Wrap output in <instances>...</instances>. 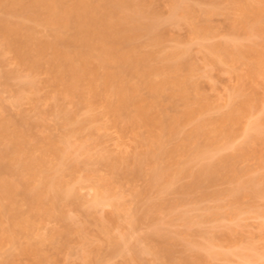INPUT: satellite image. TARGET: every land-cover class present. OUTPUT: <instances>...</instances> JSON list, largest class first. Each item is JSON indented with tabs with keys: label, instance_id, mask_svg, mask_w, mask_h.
Returning <instances> with one entry per match:
<instances>
[{
	"label": "rangeland",
	"instance_id": "rangeland-1",
	"mask_svg": "<svg viewBox=\"0 0 264 264\" xmlns=\"http://www.w3.org/2000/svg\"><path fill=\"white\" fill-rule=\"evenodd\" d=\"M22 1L0 0V20L23 24L35 42L55 44L58 37L75 35L73 27L60 33L46 10ZM136 1L128 8L130 14L138 10ZM142 2L155 12L152 19L142 20L155 24L156 35L142 33L131 44L157 59L177 53L182 71L191 70L180 74L189 75L195 87L191 100L200 98L207 107L173 140H166L168 149L182 147L202 120H210L208 129L224 126L230 138L218 137L208 145L210 151L184 147L185 155L182 150L174 159L178 170L172 168L177 171L170 176L181 174L183 166L185 175L174 178L170 188L164 179L156 186L152 165L137 174V159L147 151L145 140L151 131L158 133L156 129L134 126L101 97L90 100L86 82L70 90L69 69L59 51L51 48L42 56L21 57L17 38L0 36V127L6 126L9 136L24 132L29 154L46 161V168L37 167L33 175L11 162L15 170L7 177L21 185L29 181L32 188L48 176L58 183L46 194L41 210L33 212L23 194L9 207L10 201L0 200L20 212L16 217L0 214V264H264V0ZM226 44L232 51H210ZM128 78L132 85L141 82L139 77ZM169 93L162 95V105L175 116L181 102ZM227 115L236 125L222 122ZM2 140L0 154H5L11 140ZM228 156L235 157L232 169L220 165ZM209 164L220 166L221 174L195 187L191 174ZM152 205L157 210L151 211ZM20 220L29 227L21 229ZM28 246H34L35 253L20 249Z\"/></svg>",
	"mask_w": 264,
	"mask_h": 264
},
{
	"label": "bare ground",
	"instance_id": "bare-ground-1",
	"mask_svg": "<svg viewBox=\"0 0 264 264\" xmlns=\"http://www.w3.org/2000/svg\"><path fill=\"white\" fill-rule=\"evenodd\" d=\"M73 1L74 4L69 5L66 2V0H27V4L29 8L46 10L49 16L48 21L56 25L60 33L63 31H68L71 27H73L75 32L71 30L72 28L70 29L71 31H73V34L75 33L73 37L71 36L65 39L63 38L64 40L61 37H58L55 44L35 42L34 35L30 30H28L23 24L14 23L9 19L0 20V36L5 38H9V37L17 38L18 42L22 47L21 51L19 52V55L21 57L29 58L32 55L42 56L47 49H51V48L55 49L56 51H59L62 57L64 58L65 65L69 69L68 76L70 78V86H69L70 90L74 91L76 90L77 84L86 82L88 84V94L90 96V100H92L93 98L101 97L107 101V106L110 110H112L118 115L126 116L134 126H146L149 128L156 129L158 133L151 131L148 138L145 140L147 151L145 152L144 155L142 154L141 156H139L140 158L139 160L137 159L138 161L137 163L140 166V167L138 166L139 169L137 170L138 171L137 174L138 173H139L138 175L143 174L141 172L143 171L145 165H152L153 166V170L151 171L152 173L151 177L153 178L152 181L156 184V186H158L157 183H159L160 185V183L164 179V182L166 181L167 183L166 182L163 183L165 185L167 184L168 186V184H170L172 181L175 182L174 178L176 179L181 174L185 175L183 173H186L184 172L183 169L184 166L183 167L180 166L182 168L179 169V172H182V170L183 172L177 175V177H175V174H173L174 176H170L172 174V171L175 169L174 167H176V169L179 167L178 166L179 164L175 163L176 161H174V159L178 153H181L180 154L181 156L183 155L182 150L184 147L190 148L192 146L193 147L197 146L199 148L201 147L200 149L202 150L207 148L206 150L210 151V147L213 146L212 142L214 144V141L216 142V139L218 137L221 138V136L223 135L229 137L231 133L224 132L222 130L224 126L221 128L218 126L212 129H210L211 128L210 127L208 129V127L211 124L210 120L209 122L202 120L203 122L201 121L198 122L196 127L194 128V131L192 130L193 132L186 138V140L188 139V141L187 142L185 141L186 144V145L184 144L185 146L184 145L182 147L180 146V148H176L177 147L176 146L174 148L168 149L167 142L169 141V139L173 140L175 136L179 134L182 129H184L185 126L193 122L196 116L201 114V112L203 111L204 112L207 111L204 110V108L206 109L207 107H205L204 105L201 106L203 102H200L201 101L200 98L195 99L197 101L193 102L194 99L191 94H193V92H196V90L194 91L195 87H193L192 84L190 83L189 81L190 79L188 78L189 75H187L186 77L183 76L181 77L182 74L183 75L185 74L183 71L186 69L190 70V68L188 69L187 67L182 71L184 64L182 63L183 64L182 65L180 64V62L175 61V59L177 58L176 57L177 53H174L169 56L168 54L159 55L161 58L157 59L156 57H154L155 56L154 54L152 53L146 54V52H144L145 54L141 53L142 49L140 47L139 49L137 45L134 46L131 44L135 42L137 38H140L142 33L144 36L145 32L150 33L151 31L155 30L154 23L150 22L151 24L150 23L148 24L147 23L148 20H146L145 21L147 23L146 24L142 20L143 18L145 17L147 18L148 16L149 17L151 16L150 18L152 19L154 17L153 15L155 14V12L153 13L152 9H151L152 12H150V10L148 11L147 7H145L146 3L144 2L145 3L144 4L142 0L139 1L137 0L138 2L136 1L137 2L136 6L138 7V10H136L137 8H134L136 12L131 11L132 12L131 14L129 13L130 10H128V8H131L132 6L135 7V2H134L135 0H73ZM16 2L22 3L23 1L16 0ZM172 9L175 8L172 7ZM9 10L6 11L9 12ZM262 10L264 11V9ZM171 11L172 13H174L173 10ZM213 13L214 12H212V14ZM174 14L176 15L177 13L175 12ZM259 17H260V13H259ZM23 32H26V34H23ZM153 32H152V36L156 33ZM208 33L209 31L207 30L206 34L210 36ZM156 40H158V38H156ZM152 41L156 43L155 40ZM227 45L228 44H226V46L225 45L218 47L212 46L213 48L210 47L209 48L210 51L213 52L228 53L232 51V49L229 46L227 48ZM70 47L74 48L71 51L72 53L62 51L63 48H70ZM229 49L230 51H228ZM179 51L181 53V50ZM52 62L53 64H56L57 61L52 60ZM190 72L191 70L189 71V73ZM126 73L128 74L127 75L128 77L132 78L133 81H135L139 77L137 80L138 82L140 81L141 82L139 84L136 83L132 85L135 82L131 84L130 82L132 81L130 80V78H128L130 81L126 80L127 77L125 75ZM140 78L141 80L139 81ZM143 90L144 92L146 91L147 93L144 94ZM167 90L170 91L169 95L171 97L174 98L178 97V99H180L181 102L182 109L179 112L177 111V113H175V116L170 115L168 113V110L165 111L166 109L163 108L164 106L162 105L161 98H163L162 95ZM111 98H113V100L115 99V101L111 102V100H109ZM90 103L91 102H88V104ZM165 114L168 115L169 117L165 116ZM235 120L236 119L233 118V116L231 118V115L230 116L227 115V117L223 118L222 122L223 123L228 122L230 124V122L233 121L232 123L236 125ZM234 124H230V125L234 126ZM5 127L4 126L0 127L1 128L0 142L3 141L2 139L5 140L4 142H6L7 138L8 140L10 139L11 141L9 142L11 143L9 142L8 143H9V147L11 146L10 147L11 149L8 150L7 148L9 147H7L6 149L8 151H6L5 154L4 152L3 154H0V200L2 199L3 201L5 199L10 201V203H8V207H9V205H12L11 203L16 204V201L14 200V198H16L15 196H18L19 194L20 195L23 194L22 195L23 198L24 196L26 197V201L31 206L30 209H32L33 212L34 210L37 209L41 210L40 208L42 207V204L46 199L45 198L46 194L49 195L53 193L56 187L58 186V183L55 182V176L46 177V179H44L45 180L44 184L43 182H41L39 186L32 185L33 188L31 187L29 181L27 182L25 181L24 185L23 184L21 185V183L23 182L17 184L9 180L10 178L8 179L7 175L8 174L12 175L13 171L15 170V169L14 170L11 169L13 166L11 165V162L14 163V165L15 164L23 165L24 169L23 168L22 169L26 171L25 173L29 175L31 174L33 175L34 171H37L36 168L43 167L46 164V161H42L37 158H34L29 154L27 140H26L27 136L24 132H19V130H17L16 134L13 133L12 135L9 136L8 134H6L8 133V131ZM202 138L204 139V144L202 141H199ZM167 139L168 141H166ZM202 144L203 146H201ZM208 145H210V147H208ZM199 148L198 150H196L197 148H194V150L199 151L200 150ZM183 152L185 155L186 150L184 149ZM192 155L193 154H191L190 157ZM23 157H26V159L24 160ZM234 159L235 157L229 158L228 156L227 159L220 160L221 161L220 165L225 166V168L227 169H232ZM6 160H8L7 162L10 161V163L9 164H7V162L5 163ZM219 167L213 164H209V166L206 165L204 167H201V169L198 170V172H195V174L194 173L191 174L193 175L192 178L194 180V186L196 187L199 184H202L203 182H207V180L212 181L213 178L214 179L217 178L221 174L218 173L221 172L219 170ZM172 168L174 169L172 170ZM174 182L171 183V186L172 184H175ZM26 183L28 186L30 185L29 186L30 188H28ZM155 184L152 185L154 186ZM168 188H170V185L168 186ZM30 193L31 195L28 196V194ZM4 206L6 205L2 206L0 203L1 215H10V217H16L18 214L20 215V212L18 210H17L18 211L17 214V211H15L14 209L6 208ZM150 209L151 211L152 210L155 211V209L157 210V208L154 205H152ZM23 221L24 220H22L20 223L21 229L22 227H26V228L29 227L26 226L27 223ZM14 224L11 227H14ZM3 232L4 231H2V233ZM12 234L13 232H11V235ZM6 235H8V233H6ZM11 235L9 236L11 237ZM11 240L14 244L15 240L13 241L12 238ZM20 249L25 254L35 253L36 251L34 246H28V248H23V249L20 248ZM150 251L153 252V250ZM157 254L159 255L158 252ZM212 256L214 255L212 254ZM212 256L210 257L212 258ZM247 259H249V256H247ZM200 261L202 262L203 260ZM185 262L182 263L188 264L187 263L188 261Z\"/></svg>",
	"mask_w": 264,
	"mask_h": 264
}]
</instances>
